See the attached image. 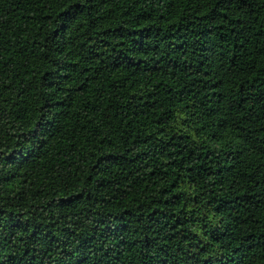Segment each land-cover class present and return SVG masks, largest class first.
<instances>
[{
  "label": "trees",
  "instance_id": "1",
  "mask_svg": "<svg viewBox=\"0 0 264 264\" xmlns=\"http://www.w3.org/2000/svg\"><path fill=\"white\" fill-rule=\"evenodd\" d=\"M0 264H264V0H0Z\"/></svg>",
  "mask_w": 264,
  "mask_h": 264
}]
</instances>
